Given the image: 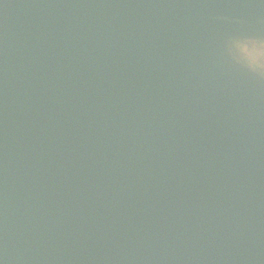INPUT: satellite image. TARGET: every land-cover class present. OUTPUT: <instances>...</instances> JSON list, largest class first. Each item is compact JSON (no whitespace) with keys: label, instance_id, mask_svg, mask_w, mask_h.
I'll use <instances>...</instances> for the list:
<instances>
[{"label":"water","instance_id":"obj_1","mask_svg":"<svg viewBox=\"0 0 264 264\" xmlns=\"http://www.w3.org/2000/svg\"><path fill=\"white\" fill-rule=\"evenodd\" d=\"M213 27L264 0H0V264H264V83Z\"/></svg>","mask_w":264,"mask_h":264},{"label":"rangeland","instance_id":"obj_2","mask_svg":"<svg viewBox=\"0 0 264 264\" xmlns=\"http://www.w3.org/2000/svg\"><path fill=\"white\" fill-rule=\"evenodd\" d=\"M205 36L212 44L214 55L219 61L222 59L217 62L221 73L227 71L230 74L237 72L236 68H246L264 83V37L261 38L258 32L227 36L213 27L207 28Z\"/></svg>","mask_w":264,"mask_h":264}]
</instances>
